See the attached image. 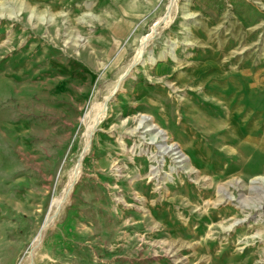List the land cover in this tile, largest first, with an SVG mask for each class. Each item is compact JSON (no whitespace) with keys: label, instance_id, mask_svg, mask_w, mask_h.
<instances>
[{"label":"rangeland","instance_id":"rangeland-1","mask_svg":"<svg viewBox=\"0 0 264 264\" xmlns=\"http://www.w3.org/2000/svg\"><path fill=\"white\" fill-rule=\"evenodd\" d=\"M262 190L264 0H0V264H264Z\"/></svg>","mask_w":264,"mask_h":264},{"label":"bare ground","instance_id":"bare-ground-1","mask_svg":"<svg viewBox=\"0 0 264 264\" xmlns=\"http://www.w3.org/2000/svg\"><path fill=\"white\" fill-rule=\"evenodd\" d=\"M120 83V82H119ZM118 83V85H119ZM140 126L142 127L143 130H145L144 132L145 133H153L154 134V138H156V140H161L164 142V144H167V147L166 149L164 150L165 152L167 153H170L171 155H173L175 157V159H177V162H185V156H184V153L179 150V148H177V145L175 144H170L168 142L169 140V137L168 136H165V132L162 131L161 129H159L152 121V118L150 119L149 117H141L140 119ZM188 166V165H187ZM77 172V171H76ZM72 178V177H71ZM70 184V187L66 193V197L69 195V193L71 192L72 190V179H71V182L69 183ZM264 190H262L263 192ZM264 193V192H263ZM63 202L62 203H58L56 205H53V208H52V211L51 213L49 214V218H48V223H47V226L48 224L50 223V221L57 215V213L61 210V208L63 207ZM44 235V234H43ZM41 235V236H43Z\"/></svg>","mask_w":264,"mask_h":264}]
</instances>
